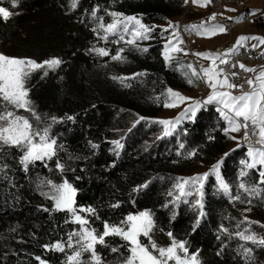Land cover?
Segmentation results:
<instances>
[{
	"label": "trees",
	"instance_id": "obj_1",
	"mask_svg": "<svg viewBox=\"0 0 264 264\" xmlns=\"http://www.w3.org/2000/svg\"><path fill=\"white\" fill-rule=\"evenodd\" d=\"M72 4L73 0H18L13 7L12 0H0V7L12 14L6 20L0 17V54L35 62L54 57L63 61L43 79L42 70L32 73L27 84L42 121H51V116L60 118L61 122L53 124L57 126L58 143L64 149L58 152V158L68 168L63 176L57 174L54 157L49 162L53 172L36 162L25 173L18 170L11 155L16 149H7L5 159L0 161L9 164L8 179L0 178V264H39L34 255L51 264H63L64 254L46 251L39 245L66 238L74 225L64 223L63 212L48 213L40 209L41 205L50 207L51 201L39 194L35 184L38 177L54 181L67 178L78 190L76 204L94 206L103 220L118 221L128 213L151 210L165 232L172 231L178 239L189 241V251L197 253L202 264H242L236 255L238 242L229 239L219 228L223 224L234 231L232 220L238 208L264 223V199L252 197V203L248 204L249 196L236 187L240 160L246 154L243 147L232 151L221 165V177L229 183V193L220 191L213 177L205 181L203 216L195 232L192 225L198 213L192 206L180 203L162 207L171 199L167 193L172 189L174 174L190 172L200 163H213L227 152L228 138L221 131L225 123L213 106L202 108L196 118L182 122L178 138L183 148L174 146L170 151L168 147L164 150L171 142L148 147L147 138L154 132L152 123L147 121L125 136L119 155L114 154L109 143L117 139L114 134L117 130L131 127H126L125 121L139 116L155 118L162 111L166 97L161 94L166 88L186 91L192 88L187 82L192 76L186 69H178L177 63L168 66L163 61L160 28H155V39L149 42L147 53L126 50L122 53L126 57L124 62L89 52L94 45L107 47L111 54L119 47L127 48L97 38L93 31L96 23L90 15L92 8H98L102 16L109 11L137 15L152 26L183 15L186 3L184 0H78L76 8ZM105 22H110V17ZM134 73L144 75L128 79L126 83L130 87L112 79L131 77ZM194 82V86H200L199 80ZM19 113L29 115L23 110ZM69 115L72 120H67ZM91 144L98 147L93 149ZM251 171L253 179H258L255 170ZM141 183H148V187L133 193V186ZM234 195L245 202L231 199ZM116 202L120 207H109ZM95 226L102 229L99 221ZM153 238L158 244L170 242L159 231ZM109 241L113 245L124 243L118 237ZM99 251L109 264L119 258V254L103 248ZM121 251L126 253L127 249ZM253 264H264V254L254 255Z\"/></svg>",
	"mask_w": 264,
	"mask_h": 264
},
{
	"label": "snow or ice",
	"instance_id": "obj_2",
	"mask_svg": "<svg viewBox=\"0 0 264 264\" xmlns=\"http://www.w3.org/2000/svg\"><path fill=\"white\" fill-rule=\"evenodd\" d=\"M184 2L189 3V0H184ZM191 2L197 3V0H191ZM208 3H211V0H205V3L200 6L205 7ZM17 4L18 0H12L13 7H16ZM77 4L78 0H73L72 7L76 8ZM228 10L235 11V9ZM250 14L255 16L256 11L253 10ZM10 15L12 14L9 11L0 7V17L6 20ZM90 15L96 23L93 31L99 40L127 46V48L122 46L115 49V54H111L107 47L94 45L89 49L90 53H95L100 57H110L112 61L124 62L126 57L122 53L126 50L147 53L149 48L141 47L140 42L155 39L153 32L155 27H159L145 24L137 15L109 11L102 16L99 15L98 8H92ZM216 15L213 13L208 18L209 21L215 20ZM106 17H110V22H105ZM184 31H192L198 36L211 38L217 34L226 33L227 28L223 24L206 26L205 22H201L199 25H186ZM161 39L164 41L161 55L166 65L173 66L172 62L177 60V53L188 54L181 47L184 41L181 39L178 24L169 22L167 26L161 27ZM249 41H255V43H251V49L264 45V37L240 35L236 38L234 45L223 53H194L197 57L211 59L212 66L200 70L206 78L204 83L207 85V89L211 91L205 97L196 99L168 87L161 94L166 97L162 106L166 109H173L183 105L179 114L174 118L139 116L128 131L130 132L142 121H147L163 126L162 133L156 137V139H162L172 135L183 120L196 118L202 107L213 103L217 104V112L227 124L221 131L229 139L237 142V148L246 147L247 149L246 157L240 160L241 167L237 174L238 184L236 187L249 196L247 203L251 204L252 197L259 196L264 199V66L256 76L244 78V83H235L232 80L240 78V72L234 70L237 66L243 73H255L256 69L247 67L239 60L235 63L231 61V56L238 54L240 49L249 48ZM261 57L264 58V52L261 53ZM62 63L63 61L56 57L43 62H35L0 54V161L5 159L4 154L7 149H16V153L11 155L19 166L18 170H23L25 173H28L30 166H34L36 162H41L45 168L53 172L48 161L53 160L54 157L56 158L55 172L57 174L63 176L68 170L66 164L58 158V152L64 150L63 145L59 144L57 138L51 134L52 125L61 122L60 118L51 116V123L41 127L42 117L30 99L31 89L27 84L32 73L42 70L41 78L43 79L48 76L49 71H55ZM221 65L226 67H220ZM176 66H179L178 62ZM187 68L191 70L192 77L197 80L201 78L191 63L187 64ZM138 75L142 76L144 73H134L131 77L113 76L112 79L119 81L123 86L130 87L131 85L126 81L134 79ZM187 82L189 85L194 83L191 78ZM245 84L250 89L249 91H243ZM233 89H240L241 94L234 95L231 91ZM159 98L158 96L157 100ZM19 110H23L29 115H22ZM66 118L67 120L73 119L70 115ZM241 132L242 136L231 135ZM210 139H215V137H210ZM111 144L114 154L119 155V150L124 146L121 140L114 139ZM91 147L95 149L98 145L91 144ZM180 147L183 148L184 145L181 144ZM232 151L235 149L225 152L223 157L215 162L207 172L189 177H177L173 182L172 189L167 193L171 199L162 207L169 208L170 205L174 207L185 203L197 210L198 215L192 225L193 232L200 224V217L203 216V212L199 210L203 208L205 181L214 176L219 190L224 193L229 192V183H226L221 177L220 170L221 165ZM8 170V163L0 164V178L7 180ZM251 170H255L258 179H253ZM37 179L39 182L36 188L39 194L51 201L50 207L41 205L40 209L48 213L63 212L65 213L64 223L77 226L67 232L66 238L39 245L46 251L64 254L63 264H109L99 248L119 254V258L112 264H170V262H174V264H202L198 254L189 251V241L178 239L172 231L165 232L158 225L151 210L128 213L118 221L103 220L94 206H78L76 204L75 198L78 190L67 178H64L62 182H55L51 178L41 179L38 177ZM147 187L148 183H141L133 186L132 192H140ZM188 197H192V200H189ZM130 199H132L131 196ZM231 199L240 200L241 203L245 202L239 195H234ZM109 207L118 208L120 203H113ZM250 210V208L246 209V211ZM172 219H175V214ZM96 221L100 222L102 229L95 226ZM253 223L258 222L245 217L236 223L234 232H231L223 224L219 228V231L227 234L229 239L241 242L237 244L236 255L242 264H253L254 249L247 245L264 248V236L252 230ZM243 224H247L248 227L242 228ZM157 231L164 233L169 238L170 243L167 246L159 245L153 238ZM113 237L120 238L124 243L111 244L109 238ZM141 237L146 238V242ZM217 239L220 237L218 236ZM121 249H127V252H122ZM222 251L223 249L217 255L220 256ZM34 259L39 264H51L50 261L42 259L39 255H34Z\"/></svg>",
	"mask_w": 264,
	"mask_h": 264
},
{
	"label": "rangeland",
	"instance_id": "obj_3",
	"mask_svg": "<svg viewBox=\"0 0 264 264\" xmlns=\"http://www.w3.org/2000/svg\"><path fill=\"white\" fill-rule=\"evenodd\" d=\"M204 3H205V0H204ZM243 3H245V0H243ZM246 3L248 5V7L249 6H251V7H249L248 10L243 12L241 16L242 17L247 16V17H249V20L246 21L245 23L241 24V25L237 24L235 27H233L232 30H230V31L227 30L226 33H221V35L218 36L217 40H215V41L220 42L223 39L225 40V38L228 41L222 42V44H220L218 47H222L223 46L226 49L232 47L234 45V43H235L236 38L238 36H240V35L264 37V0H246ZM207 6H208L209 12L207 11V7H206V9L204 8L205 10L203 9L201 12L195 11L197 9H195L193 7V10H194L193 11L192 9L190 10L191 0H189V3H186L184 14L181 15V17H179V18L178 17L177 18L176 17L175 18H170V19H167V20H165L163 22L153 23L152 26H159V27H155V28H160L159 35H161V27L167 26V24L169 22L176 23V24L178 22H182V23L185 24V26L186 25H196L195 20L197 21V23H199L200 22L199 19H201L205 15H208L207 13L212 15V13H213L212 9L209 7V4H207ZM253 10L256 11V15L255 16L250 14ZM226 16L227 15H223L222 17L225 18ZM154 33H155V31L153 32V34ZM230 40H232V41H230ZM150 41H154V39L149 40V41H142V42H140V46L149 48V42ZM197 41H198V39H197ZM197 41L192 46L191 51H192V56L194 57L196 65H197V69L193 65L192 66L199 73V75L201 77L199 79L200 86H198V87L194 86V83H195L194 82L192 85H189V86H192L191 90H189V91H186V90L178 88V87H171V88L173 90H177V91L181 92L184 95L191 96V97H194L196 99H201V98L205 97L208 94V92H210L211 90L207 89V85L204 83V80L206 78L203 76V73L200 71L201 68H205V67H209V66L201 65V63L199 62L197 56L194 55V53H196V48H199V46H198L199 44H197ZM163 43H164V41L162 39V46H163ZM251 43H255V41H249L248 42L249 48L246 49V50L250 51V53L252 54V57L254 59V62H253L254 68L255 67H258V68L261 67L262 68V66H264V58L261 57V53L264 52V45L258 46L256 49H251L250 48ZM181 47H183L185 49L184 43L181 45ZM218 47L216 46L214 49H211L212 53H215V49L218 48ZM186 52L188 53L187 55H185L184 52L177 53L176 54L177 60L173 61L172 64H175L177 62L181 63V67L178 66V69H186L189 72L190 76H191V70L187 68V64L190 63V61H189L190 53L187 50H186ZM206 64H207V62H206ZM210 66H212V63L210 64ZM257 74L258 73L255 72L254 76H256ZM190 78L193 79V81H195V79H196L195 77H190ZM182 108H183V105L180 108H173V109H166V108L163 107L162 111L155 118H174V117H176L179 114V112L182 110ZM202 108H204V107H202ZM135 118L134 119H130L128 121H125L126 127L127 126H131L132 123L136 120ZM220 119L226 124V122L222 118H220ZM185 120H187V119H185ZM185 120H183V121H185ZM46 122H51V121H41V127L44 126L45 124H48ZM182 122H181L180 125L177 126L176 131L172 135L167 136V137H163L162 139H156V137L162 133L163 126L162 125H157V124H151V128H152L151 131L153 130L154 133H152L150 138H147L146 142L148 144V147L149 146H155L156 147L157 145H160L161 143H165L166 144L168 142H171L169 146L166 145L164 147V150L168 147L167 151H170L171 148H173L174 146H176L178 148H181L180 145L182 143L179 141L178 133H179V130H180V126L182 125ZM225 127H226V125H225ZM56 129H57V126L52 125L51 134H53L55 137L57 136V133H58L56 131ZM128 133H129L128 129H119L114 134L116 135L117 139L121 140L122 144L124 145L125 136ZM231 135L242 136V132L241 133H232ZM227 142H228L227 152H229L230 151V147L232 146V144H234L236 142H233V140L231 139V143H229V138H228ZM109 143L111 144V140L109 141ZM121 149L119 151H121ZM178 151L179 150H177L176 152L178 153ZM221 157H223V156H220L218 159L215 160V162L220 160ZM245 157H246V154H245ZM49 162L50 161H48V163ZM215 162L210 163V164L200 163L197 167L193 168L190 172H187L185 174L182 173V172L174 174L172 179H171L172 185H173V182L175 181V179L177 177H189V176H192L194 174H202L204 172L209 171L210 167ZM213 178H214V180L216 182V179H215L214 176H213ZM38 182H36L35 184H37ZM55 182H62V180H58V181H55ZM216 185L218 187L217 182H216ZM218 189H219V187H218ZM188 199L192 200V197H188ZM200 211H201V209H200ZM236 212L237 213L234 215V218L232 220L233 223H234V231H236V228H235L236 223L238 221L243 220L245 217H247L251 221L258 222V223H253L251 225L252 230H254L257 234H259L261 236H264V227H261V225H264L263 222H261V221H259L257 219L249 217L248 214L242 208L241 209L238 208ZM84 215H87V214H84ZM76 227L77 226L74 225V228H76ZM241 227L242 228L248 227V225L247 224H243ZM141 239L145 240V242H146V238L141 237ZM237 242L241 243L240 241H237ZM168 244H165V245L164 244H159V245L167 246ZM247 246L252 247L254 249L253 256L255 255V256L258 257V255L264 254V248H261L260 246L251 245V244H249ZM170 264H174V262H170Z\"/></svg>",
	"mask_w": 264,
	"mask_h": 264
},
{
	"label": "built area",
	"instance_id": "obj_4",
	"mask_svg": "<svg viewBox=\"0 0 264 264\" xmlns=\"http://www.w3.org/2000/svg\"><path fill=\"white\" fill-rule=\"evenodd\" d=\"M209 7L212 9L213 13L216 15V22L223 24L226 26L227 30L230 31L235 27L237 24L245 23L249 20V17L244 16L242 17V13L249 9L246 0L245 3H243V0H211V3H208ZM228 9H235V11H229ZM212 13V14H213ZM223 15H227L225 18H223ZM179 25V32L181 39L184 41L185 49L190 53L189 61L190 63L197 69V65L195 62L194 57L192 56V46L194 43H196L198 37L197 35L192 31H184L185 24L182 22L177 23ZM226 50L225 47H218L215 49V53H223ZM237 60L244 63L247 67L254 68L253 62L254 59L252 57V54L250 51L246 49H240L238 54L231 56V61L235 63ZM220 67H226L221 65ZM237 72H240V78L233 79L232 82L235 83H244V78L246 77H253L254 73H243L237 66L236 69H234ZM250 89L245 84V87L243 91H249ZM234 95L241 94L240 89H233L231 90ZM213 106L214 109L217 111L218 105L213 103L209 104L205 107ZM242 143V142H241ZM245 151H247L246 147H243Z\"/></svg>",
	"mask_w": 264,
	"mask_h": 264
},
{
	"label": "crops",
	"instance_id": "obj_5",
	"mask_svg": "<svg viewBox=\"0 0 264 264\" xmlns=\"http://www.w3.org/2000/svg\"><path fill=\"white\" fill-rule=\"evenodd\" d=\"M204 3V0H197V3H192L191 2V7H190V10L192 9L193 10V7L197 10L195 11H198V12H201L204 8L206 9L207 7V11L209 12L208 10V6H205V7H201L200 5ZM193 5V6H192ZM204 9V10H205ZM194 11V10H193ZM208 15H205L204 17H202L200 20L199 23H197V21L195 20L196 22V25H199L201 22H205V25L206 26H211V25H214V24H220L218 22H216V19L215 20H212V21H209V17L211 16V14L207 13ZM181 17V16H178V18ZM177 18V17H176ZM195 33V32H194ZM221 34H217L211 38H206L204 36H198V41H197V44H199V48H196V53L197 52H212L211 49H214L216 46L218 47L220 44H222V42H226L228 40H225L223 39L222 41L220 42H217L215 40H217V37L220 36ZM232 41V40H230ZM199 62L201 63V65L203 66H210V64L212 63L211 62V59H205L203 57H197ZM207 62V64H206ZM256 69V73H259L260 70H262V68H258V67H255ZM227 126V124H225ZM233 142H236L233 140ZM229 143H231V139H229ZM237 147V142L232 144V146L230 147V150L232 149H235Z\"/></svg>",
	"mask_w": 264,
	"mask_h": 264
},
{
	"label": "bare ground",
	"instance_id": "obj_6",
	"mask_svg": "<svg viewBox=\"0 0 264 264\" xmlns=\"http://www.w3.org/2000/svg\"><path fill=\"white\" fill-rule=\"evenodd\" d=\"M249 7H251V6H249ZM241 24H243V23H240L239 25H241Z\"/></svg>",
	"mask_w": 264,
	"mask_h": 264
}]
</instances>
